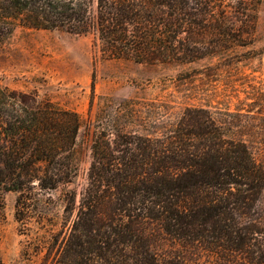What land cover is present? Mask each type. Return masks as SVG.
<instances>
[{"label": "trees", "instance_id": "16d2710c", "mask_svg": "<svg viewBox=\"0 0 264 264\" xmlns=\"http://www.w3.org/2000/svg\"><path fill=\"white\" fill-rule=\"evenodd\" d=\"M260 4L0 0V49L17 28L60 30L93 35L105 60L193 62L246 46ZM80 127L76 112L0 85V193L19 194V221L35 188L58 190L77 177ZM232 127L209 110L190 108L174 130L160 136L95 134L79 205L73 191L64 194V225L70 221V227L37 246L44 252L38 264H182L155 256L145 223L224 259L239 256L235 264H264V165L250 149L264 146V139L239 138L230 134Z\"/></svg>", "mask_w": 264, "mask_h": 264}, {"label": "rangeland", "instance_id": "374dc122", "mask_svg": "<svg viewBox=\"0 0 264 264\" xmlns=\"http://www.w3.org/2000/svg\"><path fill=\"white\" fill-rule=\"evenodd\" d=\"M256 16V30L246 46L193 62L164 64L105 60L93 35L17 28L0 49V85L35 95L39 101L49 99L79 115L74 148L78 174L72 184L58 190L35 188L22 221L17 215L19 194L0 193V263L38 264L44 252L39 253L37 246L44 245L52 232L64 227L68 231L64 194L73 191L79 205L88 184L92 141L100 131L111 138L118 131L160 136L174 130L187 109L202 108L237 126L230 134L256 142L264 139V0ZM250 149L264 165V146L254 143ZM260 206L264 211V195ZM75 218L76 212L71 220ZM142 228L162 262L235 264L241 259L227 260L199 244L174 240L153 223Z\"/></svg>", "mask_w": 264, "mask_h": 264}]
</instances>
